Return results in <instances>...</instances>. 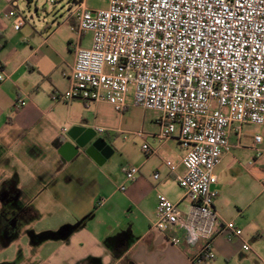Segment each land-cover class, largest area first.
I'll list each match as a JSON object with an SVG mask.
<instances>
[{
  "label": "crops",
  "instance_id": "crops-1",
  "mask_svg": "<svg viewBox=\"0 0 264 264\" xmlns=\"http://www.w3.org/2000/svg\"><path fill=\"white\" fill-rule=\"evenodd\" d=\"M20 1L0 0V190L14 193L12 205L25 210L17 236L0 239V248L20 239L24 245L3 264H193L201 243L176 246L169 238L181 236V230L152 226L159 193L182 210L189 201L177 180L183 150L175 138L158 137L161 114L144 119L142 136L136 131L116 145L75 109H64L68 102L52 100L54 92L69 86L75 46L88 47L90 34L71 30L76 0H66L68 12L56 26L47 13L36 19L23 15L17 29V19L5 15ZM17 98L24 101L18 108ZM83 105L97 111L111 106ZM250 126L230 130L231 148L222 153L211 185L216 213L242 229L250 249L243 250L241 239L217 234L214 258L203 264H264V155L255 156L253 137L260 134L249 133ZM95 140L105 145L93 146ZM257 147L264 150L262 139ZM115 154L118 161L112 165ZM167 160L177 165L174 171ZM122 165L137 167L133 181L125 178Z\"/></svg>",
  "mask_w": 264,
  "mask_h": 264
},
{
  "label": "built area",
  "instance_id": "built-area-1",
  "mask_svg": "<svg viewBox=\"0 0 264 264\" xmlns=\"http://www.w3.org/2000/svg\"><path fill=\"white\" fill-rule=\"evenodd\" d=\"M75 3L71 30L89 32L90 45L75 46L69 86L51 99L104 102L123 113L131 87L132 105L161 114L158 137L175 138L183 150L177 180L189 201L182 210L159 193L152 226L181 230L169 238L176 246L201 243L193 264L212 260L217 234L242 240V229L216 213L211 185L231 148L230 130L264 125V0H110L95 11ZM5 16L17 19V29L24 21L15 9ZM260 141L253 137L255 156L264 155ZM165 164L170 171L177 167ZM120 168L128 181L138 174L135 166ZM242 248L249 250V243L242 240Z\"/></svg>",
  "mask_w": 264,
  "mask_h": 264
},
{
  "label": "rangeland",
  "instance_id": "rangeland-1",
  "mask_svg": "<svg viewBox=\"0 0 264 264\" xmlns=\"http://www.w3.org/2000/svg\"><path fill=\"white\" fill-rule=\"evenodd\" d=\"M39 0L36 5L32 2L30 5L26 4V0L20 1L19 4H15L17 6V11L21 15H25L27 18L33 17L34 19L42 18V16H47L49 13L50 16L56 18L55 26L58 23H61V16L64 13L68 12V1H63L62 4L58 2V0ZM84 6L89 10H98L104 9L108 6L110 0H82ZM72 3V0H69V3ZM36 8L38 12H36ZM131 87H129V93L127 97V108L123 111V113H118L114 111L112 106L106 105L102 106L100 111L97 110H89V106L83 105L80 100H73L66 103L63 108L64 109H75L76 112L80 114V117L83 119H87V122L91 125V127L97 126L103 128V132L100 134L107 142H114L116 145H119L122 138L125 136H132V133L140 130L142 128V124L145 118L149 117L152 114H156L153 111H148L142 107L134 106L131 104ZM80 104H78V103ZM62 126H66L62 124ZM68 128V127H67ZM69 130V129H68ZM249 133H258L261 135V139L264 142V125H251L248 128ZM101 138V137H97ZM118 161V154L111 156L112 165L116 164ZM38 228V225H36ZM22 236V234H21ZM24 240L20 239L17 244L10 245L6 248H0V264H3L4 258L11 257L15 259L17 257L18 252L21 251L22 245H24Z\"/></svg>",
  "mask_w": 264,
  "mask_h": 264
},
{
  "label": "flooded vegetation",
  "instance_id": "flooded-vegetation-1",
  "mask_svg": "<svg viewBox=\"0 0 264 264\" xmlns=\"http://www.w3.org/2000/svg\"><path fill=\"white\" fill-rule=\"evenodd\" d=\"M14 193L9 190H0V239L8 236H17L21 227L20 217L25 210L18 206L14 207L9 200Z\"/></svg>",
  "mask_w": 264,
  "mask_h": 264
},
{
  "label": "water",
  "instance_id": "water-1",
  "mask_svg": "<svg viewBox=\"0 0 264 264\" xmlns=\"http://www.w3.org/2000/svg\"><path fill=\"white\" fill-rule=\"evenodd\" d=\"M69 133H70V131H69ZM78 143H79L80 146H83L82 143H80V142H78ZM99 143H100V146H101V145H105V143H104L103 141H100V140H97V141H96V140H95V142L93 143V146L98 147ZM106 149H107V150H111V147L106 145ZM103 156L106 157L107 154L105 153V154H103Z\"/></svg>",
  "mask_w": 264,
  "mask_h": 264
}]
</instances>
